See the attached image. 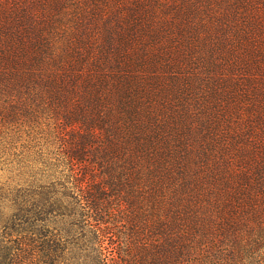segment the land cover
<instances>
[{
  "label": "trees",
  "instance_id": "obj_1",
  "mask_svg": "<svg viewBox=\"0 0 264 264\" xmlns=\"http://www.w3.org/2000/svg\"><path fill=\"white\" fill-rule=\"evenodd\" d=\"M0 264H264V0H0Z\"/></svg>",
  "mask_w": 264,
  "mask_h": 264
},
{
  "label": "rangeland",
  "instance_id": "obj_2",
  "mask_svg": "<svg viewBox=\"0 0 264 264\" xmlns=\"http://www.w3.org/2000/svg\"><path fill=\"white\" fill-rule=\"evenodd\" d=\"M8 167L9 166L0 170V192L4 188H7L5 190H9L7 185H13L14 184V181L12 179V175L13 176L16 175V170H10Z\"/></svg>",
  "mask_w": 264,
  "mask_h": 264
}]
</instances>
